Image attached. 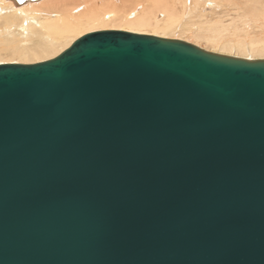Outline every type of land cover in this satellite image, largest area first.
<instances>
[{
	"label": "water",
	"instance_id": "obj_1",
	"mask_svg": "<svg viewBox=\"0 0 264 264\" xmlns=\"http://www.w3.org/2000/svg\"><path fill=\"white\" fill-rule=\"evenodd\" d=\"M0 264H264V59L98 31L0 65Z\"/></svg>",
	"mask_w": 264,
	"mask_h": 264
},
{
	"label": "bare ground",
	"instance_id": "obj_2",
	"mask_svg": "<svg viewBox=\"0 0 264 264\" xmlns=\"http://www.w3.org/2000/svg\"><path fill=\"white\" fill-rule=\"evenodd\" d=\"M98 31L264 59V0H0V65L51 60Z\"/></svg>",
	"mask_w": 264,
	"mask_h": 264
},
{
	"label": "rangeland",
	"instance_id": "obj_3",
	"mask_svg": "<svg viewBox=\"0 0 264 264\" xmlns=\"http://www.w3.org/2000/svg\"><path fill=\"white\" fill-rule=\"evenodd\" d=\"M213 16L214 15H209V17H211V18H213ZM252 30V29H251ZM188 43H191V42H188ZM191 44H193V45H196L197 46V44H195V43H191ZM202 45V44H201ZM199 46L200 48H202V49H204V50H208V48L207 47H204V46ZM209 51V50H208ZM228 56H232V55H228ZM233 57H235V56H233ZM241 58V57H240ZM39 62V61H38ZM35 63H37V62H34L33 64H35ZM1 64V63H0ZM3 64V63H2ZM4 64H6V63H4ZM8 64V63H7Z\"/></svg>",
	"mask_w": 264,
	"mask_h": 264
}]
</instances>
